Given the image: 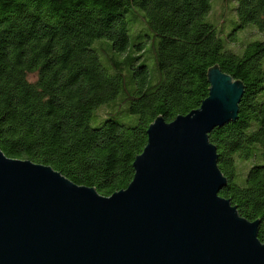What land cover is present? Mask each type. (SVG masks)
<instances>
[{
  "label": "trees",
  "instance_id": "trees-1",
  "mask_svg": "<svg viewBox=\"0 0 264 264\" xmlns=\"http://www.w3.org/2000/svg\"><path fill=\"white\" fill-rule=\"evenodd\" d=\"M213 1L0 0L1 152L110 197L131 182L148 127L199 109L218 68L243 86L236 121L208 135L220 196L260 222L264 243V40L251 41L264 0H218L220 13ZM119 96L135 124L101 107Z\"/></svg>",
  "mask_w": 264,
  "mask_h": 264
},
{
  "label": "water",
  "instance_id": "water-1",
  "mask_svg": "<svg viewBox=\"0 0 264 264\" xmlns=\"http://www.w3.org/2000/svg\"><path fill=\"white\" fill-rule=\"evenodd\" d=\"M208 97L158 117L125 190L110 197L0 150V264H264L258 220L220 196L208 135L237 119L243 86L211 68Z\"/></svg>",
  "mask_w": 264,
  "mask_h": 264
},
{
  "label": "rangeland",
  "instance_id": "rangeland-1",
  "mask_svg": "<svg viewBox=\"0 0 264 264\" xmlns=\"http://www.w3.org/2000/svg\"><path fill=\"white\" fill-rule=\"evenodd\" d=\"M217 1L218 0H214L213 1V8L215 9V11L217 13H220V11L222 10L223 7ZM253 29L254 28H252V27H248L244 31H241L239 34H237L235 36V40H242V39L246 38L249 33L251 35V32H252ZM130 34L132 35V29L130 31ZM261 40H264L263 35H262V37H258L256 35L255 36H251V41H261ZM146 63H147V66L149 68V74H153V69H154V59H153V57L150 56ZM154 78L157 79V75L156 74L154 75ZM121 98L122 97L119 96L118 99L115 102L110 103L108 105L101 106V107H108V109L110 111H112V115L114 113H116V112H120V114L117 116L116 119H118V121H120L122 123L133 125V124L136 123L135 118L129 116L128 114H126V112H123L127 108V105H122ZM132 118H134V119H132ZM99 122H100L99 118H93V120L91 122V126L94 127Z\"/></svg>",
  "mask_w": 264,
  "mask_h": 264
}]
</instances>
